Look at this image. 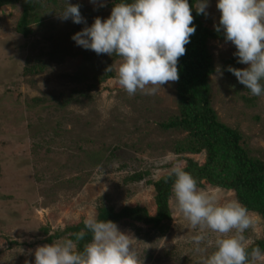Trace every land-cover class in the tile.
Here are the masks:
<instances>
[{"label":"rangeland","instance_id":"1","mask_svg":"<svg viewBox=\"0 0 264 264\" xmlns=\"http://www.w3.org/2000/svg\"><path fill=\"white\" fill-rule=\"evenodd\" d=\"M25 1L0 8V264H33L35 248L50 244L42 240L48 233L96 216L103 205L141 206L153 215L154 189L146 181L168 174L176 163L185 165L172 150L184 133L159 125L176 113L175 82L154 94L130 96L118 84L122 58L111 63L115 77L101 81L111 56L71 39L94 18H107L113 3L68 0L80 6L85 21L75 24L57 15L64 0H34L31 32L24 37L15 27ZM215 3L209 0L202 15L211 29L220 15ZM208 46L215 64L208 78L211 106L220 121L242 133V145L264 160V96H253L227 71L247 67L237 62L230 42L211 39ZM184 156L204 160L202 154ZM139 172L141 180L129 179ZM211 187L205 183L202 189ZM221 195L235 198L231 190ZM169 204L171 221L163 235L139 223L134 226L142 228L140 234L127 223L117 226L134 238L143 264H202L217 234L205 230L204 251L196 252L192 237L200 230L176 214L172 199ZM249 214L247 246L263 230V219Z\"/></svg>","mask_w":264,"mask_h":264},{"label":"clouds","instance_id":"2","mask_svg":"<svg viewBox=\"0 0 264 264\" xmlns=\"http://www.w3.org/2000/svg\"><path fill=\"white\" fill-rule=\"evenodd\" d=\"M65 7L57 14L61 20L84 23L78 4L64 0ZM95 3L96 0H91ZM100 6H103L102 4ZM209 0H196L197 15H207ZM219 21L214 31L222 32L225 42L236 49L237 62L247 65L227 71L253 96H264V0H216ZM192 8L188 0H120L114 3L107 18H94L90 26L71 36L77 46L97 55L122 58L118 67V84L128 95L138 91L154 94L168 82L179 79L178 59L185 54V45L195 33ZM216 72L220 73L219 67ZM172 183L173 209L200 232L192 237L194 250L203 252L207 231L216 233L214 251L202 264H248L264 259L259 247L247 251L244 232L253 225L246 206L239 200L224 199L222 189L197 187V181L176 163L168 171ZM84 228L73 239H61L37 246L33 264H143L133 247L134 238L119 230L110 220L89 216ZM91 241L78 250L77 244L86 231Z\"/></svg>","mask_w":264,"mask_h":264},{"label":"trees","instance_id":"3","mask_svg":"<svg viewBox=\"0 0 264 264\" xmlns=\"http://www.w3.org/2000/svg\"><path fill=\"white\" fill-rule=\"evenodd\" d=\"M17 1L0 0V8L13 5ZM107 1L113 4L120 2V0ZM36 3L34 0H26L22 4L15 29L24 37L31 32L29 25ZM188 3L192 8L196 0H188ZM192 15L196 30L190 37V42L185 45V54L179 57L177 64L179 75V79L175 81L177 110L159 125L164 130H179L184 133L182 139L174 142L172 150L179 154L180 160L185 161L183 169L195 178L198 188H203L207 183L210 186L231 190L234 192L235 199L246 206L249 212L256 213L263 219L262 237L248 245L247 251L251 253L253 248L259 247L264 252V160L252 155L250 150L242 145V133L237 128L220 121L211 106L208 78L214 73L215 64L208 42L211 39L224 40V38L222 32H216L214 28L204 26L202 14L197 15L194 8H192ZM116 58L118 56L113 54L109 59L105 72L100 77L101 81L115 77L111 63ZM32 72H39V70L35 69ZM184 154H202L204 160L199 163L193 157L184 156ZM142 178L140 172L129 177L131 181ZM173 180L174 177L164 174L156 180L146 181L154 189L155 212L153 215L141 206H123L116 210L112 206L103 205L97 208L95 217L113 221L116 225L127 223L139 234L142 228L134 225L135 223L143 224L147 232L163 235L171 221L172 210L169 201L173 196ZM83 228V221H80L77 224L56 229L42 240L44 243L65 238L75 241L74 234ZM91 238V233L86 231L84 238L77 244L78 250H82ZM248 264H252L251 259Z\"/></svg>","mask_w":264,"mask_h":264}]
</instances>
